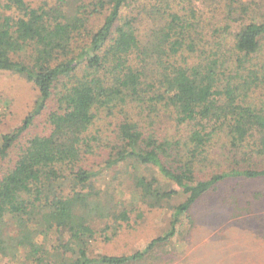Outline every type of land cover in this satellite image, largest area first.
<instances>
[{
  "label": "trees",
  "instance_id": "16d2710c",
  "mask_svg": "<svg viewBox=\"0 0 264 264\" xmlns=\"http://www.w3.org/2000/svg\"><path fill=\"white\" fill-rule=\"evenodd\" d=\"M263 9L264 0H0V71L39 93L0 137V264L171 262L204 197L229 180L264 182ZM44 112L48 130L30 134ZM170 114L188 126L181 138L141 124ZM222 202L234 215L252 210ZM162 208L168 226L142 249L93 253V242Z\"/></svg>",
  "mask_w": 264,
  "mask_h": 264
},
{
  "label": "rangeland",
  "instance_id": "374dc122",
  "mask_svg": "<svg viewBox=\"0 0 264 264\" xmlns=\"http://www.w3.org/2000/svg\"><path fill=\"white\" fill-rule=\"evenodd\" d=\"M238 23L239 21L233 23L232 29ZM139 29L141 37L144 36L145 26L141 25ZM38 96V89L32 82L20 75L0 71V137L21 122L34 106ZM258 96L262 97L261 94ZM52 103L55 104V101ZM143 114L146 116V113ZM172 117L170 114L165 121L157 120L154 124L145 119L141 124L146 131L153 132L160 138H181L188 126H178ZM47 130L44 112L31 125L29 132L34 134ZM255 138L254 136L253 139ZM217 143L215 148L221 156L218 157L221 161L223 156L220 153L223 149L220 147L221 141ZM12 155L15 154L12 152ZM230 181L221 185L217 194L211 193L198 203L194 210L192 230L186 236L184 234L177 237L182 250L175 260H152V264H264V182L248 184L238 179ZM255 192H260L262 197L256 198ZM117 194L128 197L127 190L125 194ZM223 196L239 201L249 200L252 210L244 212L240 208L239 214L234 215L230 205L223 204ZM181 200L182 197L179 196L171 202L177 204ZM170 214L171 211L167 208L146 209L141 217H133L129 223L123 224L111 240L100 239L93 242L92 251L96 254H125L142 249L151 238L166 230ZM183 236L186 237L185 240L182 239Z\"/></svg>",
  "mask_w": 264,
  "mask_h": 264
}]
</instances>
